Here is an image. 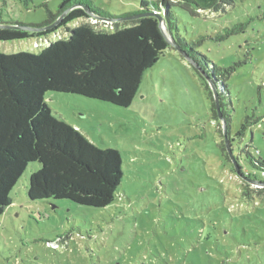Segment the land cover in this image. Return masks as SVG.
Segmentation results:
<instances>
[{"label":"rangeland","instance_id":"rangeland-1","mask_svg":"<svg viewBox=\"0 0 264 264\" xmlns=\"http://www.w3.org/2000/svg\"><path fill=\"white\" fill-rule=\"evenodd\" d=\"M92 1L118 14L139 0ZM59 2L32 0L26 9L0 0V17L39 24ZM173 12L188 41L204 38L198 52L231 69L223 97L228 130L172 45L144 73L127 108L47 92L56 119L78 126L92 144L118 151L119 196L105 208L31 201L27 180L39 164H28L0 216V264H264V174L256 167L264 162V0H217L194 14ZM96 23L108 27L94 19L67 27ZM66 36L60 28L0 41V53H38ZM225 137L243 177L222 156Z\"/></svg>","mask_w":264,"mask_h":264},{"label":"trees","instance_id":"trees-1","mask_svg":"<svg viewBox=\"0 0 264 264\" xmlns=\"http://www.w3.org/2000/svg\"><path fill=\"white\" fill-rule=\"evenodd\" d=\"M32 0H15L28 8ZM217 0H139L133 10L118 14L92 0H60L56 12L47 11L39 24H0L41 29L33 33L17 28H0V41H14L67 29L38 53H0V216L12 204L9 193L28 164L39 168L27 180L31 201L67 200L79 206L105 208L118 197L123 173L117 150L92 144L73 126L56 119L45 101L47 92H59L127 108L136 95L144 73L170 46L159 27L163 17L173 47L196 64L215 90L219 112L226 120L228 111L226 80L230 68L219 67L197 51L203 37L188 41L178 27L173 9L189 14L207 9ZM94 19L108 24H68ZM221 36H216L219 38ZM211 99L214 119L219 117L213 93L205 78L194 68ZM230 144V139H228ZM224 156L230 160L226 149ZM238 163V158H236ZM264 174V162H256Z\"/></svg>","mask_w":264,"mask_h":264},{"label":"water","instance_id":"water-1","mask_svg":"<svg viewBox=\"0 0 264 264\" xmlns=\"http://www.w3.org/2000/svg\"><path fill=\"white\" fill-rule=\"evenodd\" d=\"M64 15H65V13L63 15H61L52 25H50L48 27H45V28H41V29L29 28V27H24V26L20 27V26H13V25H3V24H0V28H17V29H22V30H27V31H32V32L42 31V30L51 29V28L55 27L60 22V20L63 18ZM157 18H158L159 27H160V29L162 31L163 36L168 41V43L173 46L174 44H173V42H172V40H171V38H170V36L168 34V31H167V28H166L165 21H164L163 17L158 16ZM176 49H177V51H179V53H181L187 59V61L190 63V65L192 67L196 68L201 73V75L205 78V80L209 84V86L211 88V91L213 93L216 110L218 112L219 118H221L220 112H219V101H218V98H217V94H216L215 90L212 88V86L210 85L209 81L207 80L206 75L201 70H199V68L196 66V64L194 62H192L190 59H188L185 56V54H183L178 48H176ZM224 140H225L226 150H227V153L229 155L230 160L232 161L234 170H235V172L237 174L242 176L239 164L237 163L235 157L232 154V151H231V148H230V144H229V141H228L227 137H225Z\"/></svg>","mask_w":264,"mask_h":264},{"label":"crops","instance_id":"crops-1","mask_svg":"<svg viewBox=\"0 0 264 264\" xmlns=\"http://www.w3.org/2000/svg\"><path fill=\"white\" fill-rule=\"evenodd\" d=\"M73 127L81 133V130L79 129L78 126L75 125V126H73Z\"/></svg>","mask_w":264,"mask_h":264}]
</instances>
